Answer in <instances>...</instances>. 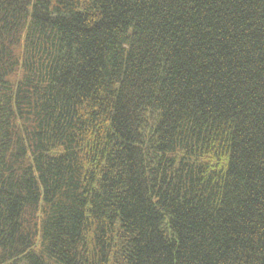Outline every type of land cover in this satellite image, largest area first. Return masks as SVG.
<instances>
[{
  "label": "trees",
  "instance_id": "16d2710c",
  "mask_svg": "<svg viewBox=\"0 0 264 264\" xmlns=\"http://www.w3.org/2000/svg\"><path fill=\"white\" fill-rule=\"evenodd\" d=\"M0 264H264V0H0Z\"/></svg>",
  "mask_w": 264,
  "mask_h": 264
}]
</instances>
